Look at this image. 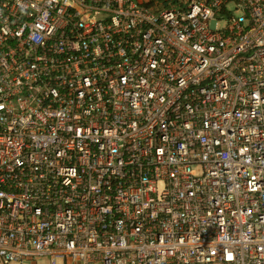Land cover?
Here are the masks:
<instances>
[{
  "label": "built area",
  "instance_id": "1",
  "mask_svg": "<svg viewBox=\"0 0 264 264\" xmlns=\"http://www.w3.org/2000/svg\"><path fill=\"white\" fill-rule=\"evenodd\" d=\"M264 264V0H0V264Z\"/></svg>",
  "mask_w": 264,
  "mask_h": 264
},
{
  "label": "rangeland",
  "instance_id": "2",
  "mask_svg": "<svg viewBox=\"0 0 264 264\" xmlns=\"http://www.w3.org/2000/svg\"><path fill=\"white\" fill-rule=\"evenodd\" d=\"M27 264H32V263L28 262ZM39 264H46V261L41 260V261L39 262Z\"/></svg>",
  "mask_w": 264,
  "mask_h": 264
}]
</instances>
